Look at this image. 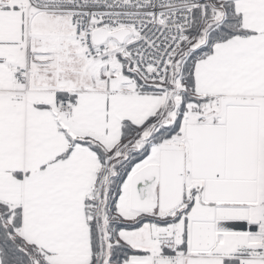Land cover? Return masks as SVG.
<instances>
[{
	"label": "snow or ice",
	"instance_id": "obj_1",
	"mask_svg": "<svg viewBox=\"0 0 264 264\" xmlns=\"http://www.w3.org/2000/svg\"><path fill=\"white\" fill-rule=\"evenodd\" d=\"M0 264H264V0H0Z\"/></svg>",
	"mask_w": 264,
	"mask_h": 264
}]
</instances>
